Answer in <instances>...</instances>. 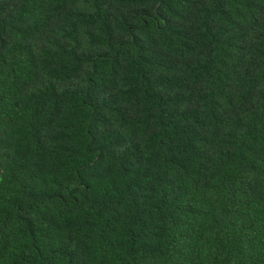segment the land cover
Returning <instances> with one entry per match:
<instances>
[{"label":"trees","instance_id":"1","mask_svg":"<svg viewBox=\"0 0 264 264\" xmlns=\"http://www.w3.org/2000/svg\"><path fill=\"white\" fill-rule=\"evenodd\" d=\"M0 264H264V0H0Z\"/></svg>","mask_w":264,"mask_h":264}]
</instances>
